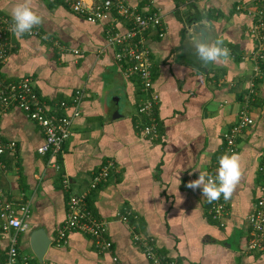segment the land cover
I'll return each mask as SVG.
<instances>
[{"label": "crops", "instance_id": "obj_1", "mask_svg": "<svg viewBox=\"0 0 264 264\" xmlns=\"http://www.w3.org/2000/svg\"><path fill=\"white\" fill-rule=\"evenodd\" d=\"M21 2L0 0V12L13 23L11 11ZM128 2L144 15L158 10L162 16L165 35L155 28L144 34L153 89L159 94L153 113L157 136L143 134L152 117L138 108L149 94L139 75L128 74L115 48L108 46L110 21L91 23L62 0H31L43 24L22 37L9 33L15 48L0 67L6 79L33 76L41 98L60 116L73 115L72 108L59 105L71 103L77 89L84 98L60 156L38 151L44 131L23 110L1 115V137L17 141L18 149L0 158L5 165L0 168V264H5L10 239L2 229L4 201L17 212L28 206L23 215L28 227L19 233L18 248L31 264H153L144 239L157 255L177 264H264V249L246 248L252 231L247 217L264 185V64L256 75L250 35L254 19L238 6L255 2ZM117 26L125 30L129 24L119 21ZM217 37L231 50L230 58L205 67L192 41ZM247 104L254 124L238 138L236 152L243 176L230 200L220 198L226 204L223 217L214 218L213 202L186 185L199 171L216 174L225 135ZM106 165H111L108 175L91 188ZM72 194H85L88 211L107 221L102 238L112 242L110 251H103L92 235L67 227ZM39 229L50 239L43 260L31 242Z\"/></svg>", "mask_w": 264, "mask_h": 264}, {"label": "built area", "instance_id": "obj_2", "mask_svg": "<svg viewBox=\"0 0 264 264\" xmlns=\"http://www.w3.org/2000/svg\"><path fill=\"white\" fill-rule=\"evenodd\" d=\"M72 11L85 17L91 23H106L108 34V46L115 48V58L123 65H127L128 74H138L142 88L149 94L144 102L139 105V112L152 117L151 122L143 127V134L146 136H157V122L153 117L155 106L159 99V94L153 89L152 60L150 50L145 45L144 34L155 28L160 36H164L162 29V16L158 10L151 14H142L128 0H62ZM255 6H238L239 10L247 9L253 16V23L250 26V35L254 39L255 46L251 53V58L255 64L256 75H261V67L264 64V0H253ZM119 21L128 23L125 30L118 28ZM12 22L0 12V67L6 63L9 55L15 48V44L10 40ZM160 30V31H159ZM31 33H37L31 31ZM74 53H80L79 49H70ZM84 98V91L77 89L73 95L71 103L62 102L59 107L63 109L72 108L73 115H56L49 108L47 103L38 93L33 76H26L17 81L6 79L0 70V117L13 108H20L27 116L37 122L45 134V142L38 151L42 154L51 152L54 156L62 155L63 146L71 135L73 117L80 114L81 103ZM57 109V107H53ZM254 124V119L248 109V104L242 107L237 121L225 135L226 147L224 153L237 152L238 138L240 135ZM17 141L4 139L0 131V158L6 154H16ZM58 165V164H57ZM59 166V165H58ZM5 165L0 161V168ZM111 165H106L102 171L94 177L91 188L97 185L108 175ZM218 168V161L215 164V171ZM264 171V163L260 166ZM215 175V174H214ZM65 188H69L70 181L65 180ZM85 194H72L68 201L67 227L86 234L92 235L99 247L103 251L111 250L112 242L103 239L102 235L108 227L107 221L96 219L86 208ZM28 209L23 205L19 209L12 208L10 202L4 201L1 204V217L4 219L2 229L10 234L9 246L6 252L5 264H31L27 258H21L18 248L19 233L27 229L28 224L23 219ZM226 211V204L221 199L213 201L211 212L214 218L223 217ZM22 212V213H21ZM21 213V214H20ZM251 225V238L246 248L249 251L264 249V185L261 187L260 196L257 199L254 209L248 215ZM122 220L127 221V216L122 215ZM145 252L153 264H177L174 260L157 255L153 245L147 242Z\"/></svg>", "mask_w": 264, "mask_h": 264}, {"label": "clouds", "instance_id": "obj_3", "mask_svg": "<svg viewBox=\"0 0 264 264\" xmlns=\"http://www.w3.org/2000/svg\"><path fill=\"white\" fill-rule=\"evenodd\" d=\"M11 18L13 21L11 31L16 37L31 33L34 27L40 26L44 22L43 16L31 6V0L17 3L11 11ZM192 47L197 58L205 67L227 61L231 55V50L219 37L211 42L205 39H194ZM242 176L240 154L226 151L218 157V168L215 175L199 171L198 178L189 181L186 187L193 191L200 189L202 196L209 203L217 201L221 197L227 201L232 198Z\"/></svg>", "mask_w": 264, "mask_h": 264}, {"label": "water", "instance_id": "obj_4", "mask_svg": "<svg viewBox=\"0 0 264 264\" xmlns=\"http://www.w3.org/2000/svg\"><path fill=\"white\" fill-rule=\"evenodd\" d=\"M205 31H201L204 33ZM39 238V241L36 243L35 239ZM31 242L33 245V249L37 256L43 260L45 251L47 250L48 246L50 245V239L47 236L46 232L43 229L36 230L32 234Z\"/></svg>", "mask_w": 264, "mask_h": 264}]
</instances>
